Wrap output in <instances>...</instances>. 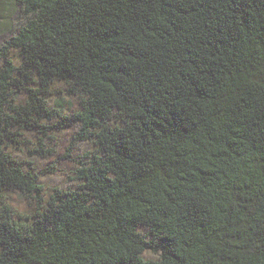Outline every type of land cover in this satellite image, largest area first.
Here are the masks:
<instances>
[{
  "label": "trees",
  "instance_id": "trees-1",
  "mask_svg": "<svg viewBox=\"0 0 264 264\" xmlns=\"http://www.w3.org/2000/svg\"><path fill=\"white\" fill-rule=\"evenodd\" d=\"M2 2L0 264H264V0ZM57 84L95 146L46 198L4 134Z\"/></svg>",
  "mask_w": 264,
  "mask_h": 264
},
{
  "label": "rangeland",
  "instance_id": "rangeland-1",
  "mask_svg": "<svg viewBox=\"0 0 264 264\" xmlns=\"http://www.w3.org/2000/svg\"><path fill=\"white\" fill-rule=\"evenodd\" d=\"M7 7L0 0V21L7 15ZM15 20V19H14ZM4 30L0 31V46L4 43L6 36ZM27 91L16 92L14 95L22 100L28 98ZM51 107H57V101L64 99L65 105L60 108V116L51 119L44 118L39 122L45 126H36L33 121L27 125L24 123L19 129H14L15 134H4V139L10 138L14 143L13 154L15 157L26 163L28 168L32 163L33 171L38 174L39 182L44 186L46 198L55 189L63 191L77 190L79 179L76 170L79 161L84 160L83 155L94 148V138L76 139L77 124L56 127V124L65 114H71L78 107L79 100L67 94L61 84L54 85L52 90L45 96ZM58 108V107H57ZM15 140V141H13ZM45 152V153H44ZM44 155H43V154ZM9 202H11L15 216L17 212L21 214L19 221L26 220L25 215H31L36 207V200L23 196L19 191H9ZM17 219V217H16Z\"/></svg>",
  "mask_w": 264,
  "mask_h": 264
}]
</instances>
